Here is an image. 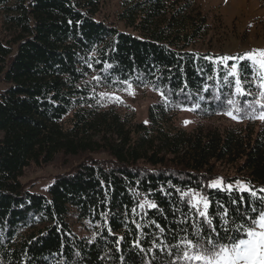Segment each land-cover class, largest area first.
Wrapping results in <instances>:
<instances>
[{"label": "trees", "instance_id": "trees-1", "mask_svg": "<svg viewBox=\"0 0 264 264\" xmlns=\"http://www.w3.org/2000/svg\"><path fill=\"white\" fill-rule=\"evenodd\" d=\"M111 1L0 0V264H184L169 231L183 219L176 189L248 212L247 193L232 205L238 193L206 185L264 188V121L221 114L227 105L214 96L233 90L214 63L224 55L192 49L215 29L214 16L194 0H117L107 15ZM105 63L109 80L97 84ZM125 79L134 95L117 82ZM185 83L190 98L176 95ZM147 100L145 122L136 111ZM144 197L163 212L137 211L165 233L132 214Z\"/></svg>", "mask_w": 264, "mask_h": 264}, {"label": "snow or ice", "instance_id": "snow-or-ice-1", "mask_svg": "<svg viewBox=\"0 0 264 264\" xmlns=\"http://www.w3.org/2000/svg\"><path fill=\"white\" fill-rule=\"evenodd\" d=\"M203 59L212 60L211 57H203ZM229 61L234 62L229 65ZM214 63L223 65L225 70L223 81L233 89L231 93L223 94V100L220 95L214 96L215 100L227 105L226 110L221 114L238 122L244 117L264 121V50H252L240 56L217 57ZM88 67L92 68V64L89 63ZM112 68V64L105 63L106 75L103 77L96 75L92 79L97 84L102 81L107 82L109 80L107 70ZM208 78L213 79L211 76ZM117 82L127 85L124 90L130 95H134L132 82L127 79ZM187 87L188 85L185 83L176 95L184 94L190 98L191 94L184 91ZM253 87L258 91L254 92ZM157 90L161 97L168 102V95L163 90ZM204 90L207 91V86ZM100 96L104 98L109 94L102 92ZM249 96L253 99L248 100ZM111 99L120 100V97L113 96ZM200 99L203 100L204 97L201 96ZM97 103L100 101L98 100ZM173 103L181 110L194 111L200 107L199 103L194 104L190 109L182 103L175 101ZM257 111H259V115L256 114ZM241 113L243 116L240 115ZM185 123H190V121ZM235 183L238 187H234L232 183L225 184L223 178H216L211 180L206 188L225 194L238 193L235 198L230 196L228 203L232 205L243 203L245 201L244 193H247L248 199L251 201L248 212H241L239 208L229 210L225 204L212 201L206 192L199 189H176V192L179 193L180 203L185 206L183 209L176 208V212H179L183 219L175 221L173 229L169 230L173 239L180 238L179 244L171 245L176 249L174 254L177 261H183L184 264H264V188L255 190L250 182L245 184L236 181ZM161 191L164 190L161 189ZM166 194L171 195V193ZM137 196L139 197V194ZM255 204H259V208L253 206ZM213 208L215 210L210 211ZM137 209H154L162 213L163 210L155 201L144 197L143 202H138L137 207L132 208L131 212L133 215L147 219L148 224L155 226L161 234L165 233V228L161 227L160 223L152 219L146 211L138 212ZM108 214L103 213L102 215L107 217ZM131 222L135 224L137 230L143 231L144 224L138 223L135 219ZM107 231L109 234H113L110 227ZM123 239L124 237H120L116 240L117 251H119V245ZM133 247L139 249L140 252L145 251L139 239L135 241ZM158 264H163V261ZM169 264H173V262L170 261Z\"/></svg>", "mask_w": 264, "mask_h": 264}, {"label": "rangeland", "instance_id": "rangeland-1", "mask_svg": "<svg viewBox=\"0 0 264 264\" xmlns=\"http://www.w3.org/2000/svg\"><path fill=\"white\" fill-rule=\"evenodd\" d=\"M117 2L113 0L106 3L104 11L107 15L117 9ZM194 2L201 12L214 16L216 27L208 39L198 43L193 50L224 56L244 55L257 49L264 50V0H194ZM120 28L122 29L121 26ZM149 101L143 102L136 111L137 117L145 122ZM179 120L186 126L188 123L185 122L191 121L192 118L188 112H184ZM51 181L52 179L48 183ZM233 186L238 187L236 183ZM40 187L39 189L43 188Z\"/></svg>", "mask_w": 264, "mask_h": 264}]
</instances>
